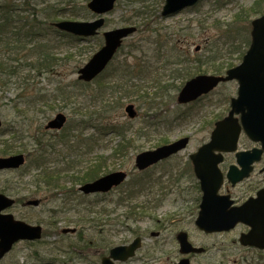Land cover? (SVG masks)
Here are the masks:
<instances>
[{"label": "rangeland", "instance_id": "obj_1", "mask_svg": "<svg viewBox=\"0 0 264 264\" xmlns=\"http://www.w3.org/2000/svg\"><path fill=\"white\" fill-rule=\"evenodd\" d=\"M88 1L90 0H0V3L14 4L19 7L24 3L25 6L22 8H27L29 14L34 13V15L29 16V19L35 17L39 25L44 23V28L40 33L42 38L39 41L42 44H48L50 55L54 62L52 69H49V71H31L28 70L30 67L26 68V71L21 75L22 80L8 82L7 89L4 92H0V118L3 120V132L0 133V153L5 148V141L9 145H12L8 141H12V139H9V132L11 130H19L20 134L28 138L23 140L25 146L28 144L34 146L37 144L34 138L42 135L44 137L40 138V140H49V145L53 144L52 147L62 152V154H55L58 155L56 157L59 161L56 168H62L65 163L69 162L71 163L70 167L73 169L61 174L62 181L68 180L71 178L68 177L69 175H74L78 172H80V176H83L91 166L98 164V162H102L103 168L95 169L93 174L99 172L100 176H102L110 172L123 171L129 175V180L122 188L114 190L108 197L103 196L100 198L101 196H93L84 199L80 195H77L72 202L76 206L73 209L64 210L61 214L63 216L58 218L59 223L57 226L60 229L67 225L74 227L78 224V228L84 230L85 235L83 239L89 240L92 238L96 241L94 246L86 252L76 248L78 247L77 245H82L77 236L70 238L66 235L67 237H62L53 232L57 219L52 212V210L56 211L62 203L61 194L71 191L76 185H81L83 182H68L67 184L60 185L63 189L59 193L45 191L43 190V186L36 189L34 186L28 184L32 183V176L36 174V171L32 169L30 161L28 163L30 169L27 166L26 170L21 173L6 175L5 177L10 180L13 179L14 182L23 183L24 194L15 193L13 194L15 198L22 199L23 202L27 199H37L41 204L37 208L24 207L22 204H18L9 212L15 218L23 220L30 225H41L45 232L48 230V235L44 236L41 243L29 244V242H21L17 244L7 256L6 264H47L46 259L49 260L53 257H55V260L59 258L61 261L66 260L68 262L60 263L56 261V264H99V259L93 253L98 250L106 252L107 249L101 245L103 238H105V242L110 247H113L130 243L137 236L143 238V247L133 260L125 264H175L182 257L176 240L177 233L181 230L189 233L191 241L196 246H203L209 249L208 253L202 256H195L191 260V264H234L232 261L234 257H232L231 234H200L194 224L195 218L183 215L180 212L179 205L181 198L179 195L174 192H168L167 186L171 181L168 178L170 171L175 174L173 179L185 178L186 170L183 164L186 161L187 155L207 139L206 132L203 131L204 128H200L201 120L192 117L174 129L167 128V125L174 121V117L179 112H184L185 108L176 107V101H173L171 105L170 102L168 103L166 99H163L161 112L169 110V114L164 117L161 125L144 130L145 133L149 134V138L146 135L142 136L135 142L136 147L120 154H113V149L119 141V136L115 132H111L113 127L125 126L126 129L133 127V131L127 133V135L128 137H134L136 136L134 131L144 126L145 122L150 120L153 123H158L157 117H151L156 116L158 112L154 111L147 114V104L145 103L143 106L142 101L136 98L137 96L124 98L118 93L117 97L121 101V106L115 104V98L111 99L110 105L105 107V110H95L94 108L93 112L90 111L89 117L91 123L87 124V96L83 101L82 97L78 96L81 94L83 84L79 83L77 72L101 48L102 38L98 37L81 41L74 40L65 38L61 34H55L56 32L52 31V29L50 30L48 26L51 24L52 14L56 10L57 13H54V15L59 14L56 16H59L60 19L65 16L62 13L63 11L75 9L78 13L83 14L80 19L91 20L92 16L88 12H85L84 8ZM256 2L261 3L264 7V0H203L193 9L186 10L170 18H163L160 15L163 0H119L115 10L105 17L107 23L103 31L125 26H138L137 33L127 39L124 44L129 46L137 41H141L140 45H144L145 49L152 51L154 44L150 42L144 44L143 42V39L145 37L146 39L149 38L151 33H141V29L158 30L159 34L164 36L163 38H168L171 42L177 44L179 52L181 50L194 57H207L220 51L218 53L222 56L220 58V66L222 65V69L225 71L228 64L236 65L240 61L238 60V53L232 56L229 55V47L224 46V42L221 39L222 33L228 28L230 23H233L234 18L242 10L249 9ZM49 10H52L51 15L47 12ZM137 10L144 12V16H135ZM23 14L28 15V12ZM255 16L254 14L251 15L250 19L253 20L259 17ZM129 18L128 22H124ZM144 22H146L147 26L143 28L141 25ZM247 25L249 27L248 34H250L251 25L246 22H238L235 24V28L246 31ZM42 33H45V37ZM153 34L154 36L156 35L155 33ZM172 44L170 43V45ZM198 46L201 47V50L196 55L195 49ZM165 50L169 51L168 48ZM127 51L128 49L126 48L123 54L120 53L117 56L116 62L107 70L108 73L106 72L104 81H108L112 77H109V74L112 71L114 72V67L117 66L119 61H126L132 64L134 56L127 57ZM27 55L26 60L22 58L25 55L21 54L19 56V60H21L20 64H23V67L35 63V59H31L30 53H27ZM13 57H15V54ZM189 59H192V57L189 56ZM208 74L214 73L209 71ZM114 78L116 79V75H114ZM97 86L94 83L87 88V91L91 92ZM57 88L62 89L64 95H67L69 92L77 94V97L71 101L72 105L70 103L67 106L63 104L58 105L59 103H57L56 105L54 104L53 110H50L47 106V104H53L50 102L40 104L41 107L28 103L33 101V97L37 96L38 93L53 98L52 95L56 93ZM222 89L223 86L220 87V90ZM144 90L146 89L144 88ZM148 92V97L153 98V91L149 89ZM216 97L212 96L210 98ZM130 103L136 106L139 113V117L133 121H130L124 112L125 106ZM20 110H27L29 119L21 116ZM58 113L67 115L68 121L64 130L62 132L45 130L44 132V126ZM146 116L148 117L145 118ZM82 120L85 122L81 123ZM79 122L84 126L77 127L76 124ZM198 127L202 129V132L200 129L198 130ZM154 130L155 132H153ZM102 133L104 135L100 137ZM67 134L71 136V142L62 144V138ZM188 134L192 138L187 150L179 156L157 166L147 176L144 175L146 179L149 178L147 180L149 186H144V191L141 195H138L136 193L138 190L135 191L133 187L136 183H144V179L143 177H139L140 175L135 168V156L142 151L155 149L165 138L169 143ZM92 135L93 137H91ZM88 137L93 140H100L97 146L90 144L87 139ZM164 142L167 143V141ZM96 158H100V160H95ZM104 160L105 162H103ZM21 175H24L23 181H19ZM0 180L3 181L4 178ZM155 180H157V183L154 185L153 193L151 194V192L149 193L150 186ZM73 193L78 194L77 189H74ZM150 197H155L159 201L164 200L161 209L155 212L147 209L145 211V218L136 221L129 220L127 218L128 206L148 207L145 203L149 202ZM96 213L97 215H95ZM68 216H70V220L73 222H67L66 217ZM152 217H155L156 221ZM87 218L89 220L94 218L102 220L98 221L100 223H97V227L100 230L98 234L102 231L105 233L102 236H94L96 235L94 234V223H87ZM108 219V223H110L102 226ZM155 231H161L159 238L151 236V233ZM63 251L67 252V254L59 255ZM35 253H37L36 256H34ZM229 258L231 259L230 262L228 261Z\"/></svg>", "mask_w": 264, "mask_h": 264}, {"label": "water", "instance_id": "obj_2", "mask_svg": "<svg viewBox=\"0 0 264 264\" xmlns=\"http://www.w3.org/2000/svg\"><path fill=\"white\" fill-rule=\"evenodd\" d=\"M117 0H92L88 7L97 15H104L114 9ZM200 0H166L162 15L167 17L174 15L186 8L194 7ZM62 31L72 33L77 36H95L99 29L104 26V19L95 22L63 21L55 25ZM136 31L135 28H121L104 34L105 45L97 52L92 59L79 71V79L90 82L104 71L109 62L121 47L123 39L129 37ZM198 50V48H197ZM236 80L239 83L238 97L234 99L233 108H242L247 105L260 106L264 102V16L253 22L252 44L243 58V62L236 68L227 71L226 76H198L184 86L181 90L179 103L191 102L203 94H207L218 86L221 82ZM130 118L136 116L134 107L129 105L126 108ZM66 122L63 115H58L47 126L48 129L60 130ZM228 119L217 125L210 143L204 145L197 154L191 156L196 177L201 180L204 191V201L213 203L219 202L217 191L221 185L220 176H216L217 170L213 162L209 160V150L215 146H235L238 140L239 129L227 131ZM254 124L256 127H250ZM0 120V128H1ZM242 125L246 134L254 141H261V133L264 132V122L262 120L250 121L243 117ZM226 141L222 144V141ZM189 140L187 138L176 141L170 145L162 146L153 151L139 154L136 158V166L143 171L159 161L170 157L185 149ZM25 163L23 155L10 158H0V170L18 169ZM127 178L123 172L112 173L94 183L87 184L82 188L86 194L97 192H108L113 187L121 185ZM14 201L0 195V260L5 254L11 251L14 244L21 240L36 241L42 238V228L40 226H30L24 222L16 221L12 215H2L1 212L12 207ZM37 205V201L29 202ZM238 210H229L225 207L218 217L201 216L196 220V226L206 232L215 233L229 231L239 222L252 225L251 235L241 239L244 245L258 246L264 249V220L260 219L259 224H252ZM75 233V229H64L63 233ZM253 237L257 241H253ZM180 251L182 254L200 253L203 249L194 248L188 241L187 234L181 233L178 236ZM141 247V239L136 238L128 246H120L110 251V257L103 258L102 264H115V261L126 262L136 255ZM179 264H189V260H182Z\"/></svg>", "mask_w": 264, "mask_h": 264}, {"label": "flooded vegetation", "instance_id": "obj_3", "mask_svg": "<svg viewBox=\"0 0 264 264\" xmlns=\"http://www.w3.org/2000/svg\"><path fill=\"white\" fill-rule=\"evenodd\" d=\"M255 7L261 12L256 16H264V7L261 3L256 2ZM250 45L251 40L249 44L246 45L245 49H248ZM197 54L198 52H196V55ZM245 54L246 53L243 55L239 54L238 60L240 62L236 65L231 63L228 64L227 69L223 71L222 65L220 66V58L222 56L218 54H213L212 56L208 55L207 57L192 56V59H189L188 53L180 51L177 53L179 58L175 62V67L177 69H182L183 64H188V62H199L202 64V66L199 67V70H201L199 74L219 76L237 67L242 62ZM229 55H235L234 51H230ZM209 71L214 74H208ZM221 86H223L222 90H220ZM238 88L239 84L236 81L219 84L217 88L208 95H204L191 103L181 105L185 109L184 112L178 113L179 120L173 124L170 123L167 125V128L174 129L176 126L185 123L187 119L194 117L201 120L200 128H204L203 131H205L207 135V139L187 155L186 161L183 164L186 170L185 178L173 179L169 183L168 192H174L181 198L179 210L183 215L195 219L200 217L201 214L205 217L215 218L218 217L226 207L229 210L235 209L244 213V216L246 218L248 217L247 220L252 224H259L260 219L264 220V132L261 133V141H254L246 134L242 125L243 117L248 118L250 121L262 120V122H264V102L261 103L260 106L247 105L242 108L234 109L233 102L234 99L237 98ZM212 96L217 97L210 98ZM168 111L169 110H166L165 113L168 114ZM227 119V131L230 132L236 128L239 129L238 140L235 146L224 147L220 145L209 150V160L213 162V166L217 170L216 176H220L222 182L217 191L219 202L215 200V202L210 203L204 201V191L201 186V180L194 174V165L191 161V156L197 154L200 149H202L203 145L211 141V137L217 125ZM250 127L255 128L256 126L251 124ZM200 128L198 127V130ZM200 130L202 132V129ZM181 138H189L190 141L192 136L188 134ZM225 142L226 141L223 140L221 143L224 144ZM181 153L174 155L168 160L179 156ZM4 173L8 175L12 174L10 171H3L0 172V176ZM4 179L3 183L9 185L11 180L9 178ZM153 189L154 186L150 189L149 193L151 192L152 194ZM18 201H22V199ZM163 202V199L159 201L155 197H150L149 211L155 212L160 210ZM152 219L156 221L155 217H152ZM252 232V225L239 222L231 231L223 233L231 234L232 257H234L232 261L234 264L264 263L263 249L253 245L245 246L240 243V240L245 235H251ZM199 233L203 234L204 232L199 231ZM151 236L159 238L161 236V231L152 232ZM188 236L191 241L189 234ZM252 239L253 241H257L255 237ZM193 245L196 246L195 244ZM205 249V253L201 254V256L209 252L208 248ZM9 254L0 261V264H6V258ZM108 254L109 252L106 255ZM195 256H197V254H190L188 258L191 261ZM228 261L230 262L231 259L229 258Z\"/></svg>", "mask_w": 264, "mask_h": 264}, {"label": "trees", "instance_id": "obj_4", "mask_svg": "<svg viewBox=\"0 0 264 264\" xmlns=\"http://www.w3.org/2000/svg\"><path fill=\"white\" fill-rule=\"evenodd\" d=\"M60 11V10H59ZM24 11H22L23 13ZM70 14L69 18L71 19H78L82 14L78 13L77 10L71 9L69 12ZM261 13L260 10L253 6L249 8L248 10H243L239 16L236 17L235 23L239 21L246 20L250 18L251 15H257ZM36 22V21H35ZM35 22H30L28 18H24V16H21L20 11L17 9L15 5H10L8 3H4L0 5V92H4L5 89L8 87V82L11 83L12 80L18 81L22 80L21 75L26 71V68L28 70H41L51 64V61H53V58H51L50 54L48 53V50L46 49L45 45L42 44H35L31 48H28L29 44L32 43V41L35 39V37L38 34V30L36 27ZM240 29H236L233 24H230L228 28L222 33V41L225 45L229 44L230 42H236L239 40V43L241 44L240 47L235 48V52H239L240 54L243 53L244 45L249 44V39H246L241 37V35H234L235 33H238ZM240 33V32H239ZM242 34V32L240 33ZM160 34H151L149 38L145 39V43L150 42L153 45L154 51L156 54L153 56V58L156 59V67L153 70L146 69L145 72L147 75H154L152 79L148 80L147 78H142L140 81V84L136 87L132 86H110L107 87L105 83H100L98 85L97 93L94 92L93 96H89L91 99L94 98V100H98L103 96V94H117L121 93L123 97H130V96H139L142 100V102L147 103V101H154L158 99H165L166 96H168L169 92L172 90H179L181 86H183L184 82L200 73L201 70H199L202 66L199 62H188V64H183L182 69L175 70L173 69L169 74V80H165L164 72L159 73L160 71H165L169 68L170 63L167 61L165 63V57H169L168 55L165 56V53L163 55V52H165L164 45L162 44L163 40H160ZM144 43V44H145ZM244 44V45H243ZM137 50L140 51H146L149 52L148 49L144 48V45L137 44ZM148 45V44H146ZM132 49L133 48H129ZM176 49H170L168 52L171 53V51H174ZM27 53H30L31 58L35 59V63L31 65H26L23 67V64H20L21 60H19V56L21 54L25 55L22 57L24 60L27 59L28 55ZM219 53V52H218ZM15 54V57L13 55ZM216 55V54H215ZM129 67V66H127ZM139 67H143V62L139 64ZM149 67H152L149 65ZM30 71V72H31ZM29 72V73H30ZM142 74V73H141ZM143 75V74H142ZM144 77V76H143ZM146 89L143 91V89ZM149 89L153 91V98H148ZM146 93V94H144ZM107 96V95H106ZM58 97L59 105H68L69 103L72 105L71 101H73L77 95L72 94L69 92L67 95H64V93H59ZM62 97V98H61ZM88 98V96H87ZM63 99V100H62ZM1 100V96H0ZM90 100V99H89ZM89 100H87V124L91 123V119L89 117V114L91 111V108L93 105L89 104ZM161 101V100H160ZM107 103V102H103ZM157 103V102H156ZM153 105L150 106L152 108ZM101 110H105V106H102ZM21 111V110H20ZM89 112V113H88ZM22 113V115H27L25 112H19ZM85 121L82 120L81 123H84ZM146 127H151L150 125H146ZM114 130H117L119 132V136L122 137V143L114 150V153H124L129 150V147H132V141L128 140L125 137V133L127 132L125 127H114ZM88 129V128H87ZM42 135L37 136V138H34V141L37 143L35 144L36 149H34V155L33 158L30 160V163L32 166H35L36 168H41L46 166L49 161H51V157L54 156V148L49 145L47 148H43V142L46 141V139H42ZM9 143H12V145H9L6 141L4 143V147L1 150L2 155L7 156L11 155L12 153H23L28 151V148H24V146H15L18 144V142H22L23 138L18 136H14V139L12 141L8 140ZM166 141V140H165ZM163 143H166L161 141L158 145H161ZM131 144V146H130ZM25 149V151L23 150ZM103 168V165L98 162V164H95L91 166L87 172L78 178H71V181L73 183L81 182V181H92L100 176V173L97 172L96 174H93L95 169ZM47 171H44L40 174V177L36 182V185L40 183V179L45 182L48 186H51L53 189L60 186V179L57 178V173L50 171L49 168H45ZM144 178V177H143ZM140 184V190L137 191V194L141 193V187L144 186L145 183L141 182ZM14 183H12L11 186H2L3 192H7L10 194H13L15 191ZM135 187V185H134ZM133 189L135 190V188ZM136 191V190H135ZM131 195V193H129ZM139 209V211H138ZM141 211V212H140ZM147 211V207L145 206H128V214L127 218L133 221L139 220L141 215H145ZM56 217V216H55ZM57 220H59L56 217ZM94 222V223H100L98 221L102 220H89L87 219V222ZM109 221V220H108ZM107 222V221H106ZM108 223V222H107ZM110 223V222H109ZM97 226V224H95ZM102 225V224H101ZM105 226V223L102 225ZM83 242L82 249H85L86 247H90V242L87 240H83V238H80Z\"/></svg>", "mask_w": 264, "mask_h": 264}]
</instances>
